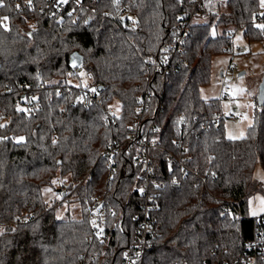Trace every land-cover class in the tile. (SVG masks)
<instances>
[{"label": "trees", "instance_id": "1", "mask_svg": "<svg viewBox=\"0 0 264 264\" xmlns=\"http://www.w3.org/2000/svg\"><path fill=\"white\" fill-rule=\"evenodd\" d=\"M261 1L226 0L223 11L210 8L198 21L190 0H84L94 12L79 10L77 20L66 14L63 22L48 16L47 0H33L34 7L1 1L0 264H122L147 204L136 150L125 140L154 116V181L166 186L148 208L155 233L138 264L247 262L250 243L259 234L264 241V214L248 212L261 190L254 171L264 167V102L256 101L246 135L230 139L224 120L216 121L220 100L203 99L200 90L210 83L213 58L227 54L229 34L242 30L248 43L264 44ZM182 22L189 35L172 50ZM74 53L83 57L88 86L102 88L96 106H72L68 91L57 96L73 79L83 85L70 66ZM114 101L121 108L110 121L106 109ZM111 143L122 152L109 179L101 153ZM168 153L184 157L191 168L185 179L169 171ZM66 176L63 200L76 202L81 217L60 220L43 190ZM174 177L181 183L171 186ZM99 195L115 214L92 237L87 207Z\"/></svg>", "mask_w": 264, "mask_h": 264}, {"label": "built area", "instance_id": "2", "mask_svg": "<svg viewBox=\"0 0 264 264\" xmlns=\"http://www.w3.org/2000/svg\"><path fill=\"white\" fill-rule=\"evenodd\" d=\"M0 0V4H1ZM210 0H190L191 3L195 5L194 10L192 12L191 17H194L198 21H203L209 16V12L207 9V4ZM48 2V16L50 18L56 19L58 22H63L66 18V14H74L79 10H84L87 12H94L84 0H47ZM24 4L29 5L31 7L35 6V2L33 0H24ZM41 9V8H39ZM78 15H75L74 20H77ZM33 20V17L29 22ZM242 30H237L233 34H229L231 37H235L237 32H241ZM176 37L174 39L173 44L171 45V49L175 50L178 46H180L183 41L188 37L189 32L187 29V23L182 22L177 25L176 28ZM231 54V59H233L234 55L241 54L242 52L247 50L246 46H229L227 49ZM164 67L168 68V59H164ZM161 70L162 68H158ZM234 71L233 68H231ZM82 66L74 69L76 74L82 72ZM68 91L70 95L73 96L71 101L72 106H82L84 108L90 106H96L100 100V92L96 86H88V84L80 85L79 83H73L72 86H64L60 87L57 92V96L61 97L64 92ZM150 94L147 95L145 99L142 100L141 106L138 109V113L140 118L143 117L146 112L148 102L150 101ZM30 106L28 105L27 108ZM106 114L108 120H113L115 116L119 115V112L116 109L115 102L111 103L107 109ZM232 119L237 120L236 111H232L228 116L224 115L222 111L216 116V121L221 119ZM157 123L156 116H154L153 120L150 124H145L144 122H140L134 129V133L130 135L125 143L128 144L131 148L136 150V154L133 156L134 165H141V173L144 177V181L140 184L138 190L142 196H145L147 199V204L144 207V215L145 219L140 222V229L138 230L137 235V243L130 249L126 250L123 256L122 264H138L145 256L146 252L150 248V237H154L155 226L149 220V207L154 206L155 200L160 195L161 189H164L166 183L164 181L158 183L155 182V168H154V159H153V151L156 150L159 146L158 139L155 136V126ZM122 149L120 143H111L108 145L101 153L103 160L106 162V165L109 169L108 178L111 179L116 172L117 169V158L121 155ZM167 164L169 171L178 172L180 174L181 179H185L187 175L191 172V168L185 164L184 157L180 155H175L173 153L167 154ZM155 180V181H154ZM169 182V181H167ZM181 180L177 181V178L174 177L173 180H170L171 186L173 184H180ZM65 196V192L63 189L58 190V198L60 201L63 200ZM88 214L92 219V237L102 235L105 230V219L107 215H114L115 208L112 206L110 202H108L103 196H97L92 203H90L87 207ZM229 211V210H227ZM138 218V217H136ZM28 218L23 216L21 218V222H26ZM256 223L259 224L260 220L256 219ZM92 238H88V243H91ZM252 251V256L247 260L245 264H261L260 259L264 258V241L262 237L257 235V237L250 243V248Z\"/></svg>", "mask_w": 264, "mask_h": 264}, {"label": "rangeland", "instance_id": "3", "mask_svg": "<svg viewBox=\"0 0 264 264\" xmlns=\"http://www.w3.org/2000/svg\"><path fill=\"white\" fill-rule=\"evenodd\" d=\"M225 2L226 0H210L206 7L220 12L224 10ZM261 2L264 6V0ZM214 34L213 29L212 35ZM233 45L235 47L246 46L247 50L234 55L233 59L229 51L225 55L214 57L210 83L201 88L200 95L206 100L219 99L221 111L226 116L236 111L238 119L235 121L229 118L224 119V129L228 138L239 139L246 135L248 127L253 122V113L264 78V44L248 43L241 31L237 32L233 38L231 46ZM242 72L244 74L239 75ZM80 76L83 84L91 82L90 76H87L85 71H82ZM78 82L77 79L72 80L74 84ZM114 102L117 111L120 112V103ZM254 179L260 184L261 190L250 197L248 212L251 217L258 218L264 214V167L262 164L256 166ZM70 182V176L57 177L52 185L43 190L47 204L50 207L58 205L56 206V217L60 220L81 217L80 207L76 202L60 201L58 198V190L67 189Z\"/></svg>", "mask_w": 264, "mask_h": 264}, {"label": "water", "instance_id": "4", "mask_svg": "<svg viewBox=\"0 0 264 264\" xmlns=\"http://www.w3.org/2000/svg\"><path fill=\"white\" fill-rule=\"evenodd\" d=\"M83 61L84 60H83V57L81 55L74 53L70 58V66L72 69H76V68L82 66ZM242 74H244V73L242 72L239 75H242ZM98 89L101 90L102 88L99 87ZM263 102H264V78H263L262 86L260 87V94H259V99H258L259 104H262Z\"/></svg>", "mask_w": 264, "mask_h": 264}]
</instances>
